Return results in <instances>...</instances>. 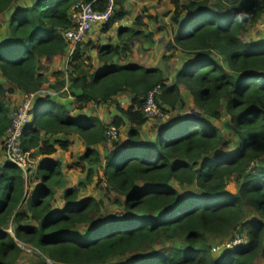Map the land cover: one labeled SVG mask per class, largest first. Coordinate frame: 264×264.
<instances>
[{"label":"trees","instance_id":"16d2710c","mask_svg":"<svg viewBox=\"0 0 264 264\" xmlns=\"http://www.w3.org/2000/svg\"><path fill=\"white\" fill-rule=\"evenodd\" d=\"M16 1L0 0V13L11 11L0 40V145L12 122L9 94L47 88L61 92L67 87L79 111L119 95L132 96V102L127 108L118 106L119 115L111 123L117 128L129 126L128 142L115 144L117 149L108 153L104 168L107 186L124 198L125 217L95 223L92 215L100 213L103 202L92 197L78 200L75 189L64 192L68 204L54 212L56 191L63 183L60 163L39 161L34 179L41 186L29 194L23 171L4 161L0 165V264H17L22 254L19 242L39 250L54 264H107L155 246L162 238H183L186 246L132 264H255L264 256V43H244L240 38L248 24L260 20L261 0L173 1V25L184 13L188 15L174 36L176 47L197 57L176 80L191 91L204 113L222 121L224 129L200 117L182 116L155 130L153 142L142 139L149 120L143 113V99L161 86L159 106L163 111L178 110L179 87L165 84L161 69L114 63L123 49L112 45L100 49L99 59L107 66L99 73L80 48L70 56L65 71L44 73L42 59L49 63L67 52L62 33L73 26L72 8L94 0H31L29 6L14 9ZM122 1L116 0L119 10L106 30L124 20ZM94 8L104 11L106 0L95 2ZM119 35L124 43L139 34L123 28ZM214 50L226 66L211 58ZM41 100L36 99L24 129V150L35 151L33 156L52 155L58 151L55 146L67 150L68 142L44 138L78 135L89 147L83 159L91 166L92 178L93 167L102 162L101 153L92 147L108 142L107 127L96 117L72 118L52 96ZM223 106L229 118H224ZM225 132L239 140L231 153L219 152L228 143ZM232 177L240 180L237 194L227 191ZM174 181L182 187L196 185L200 193L182 195L171 185ZM140 182L147 187L139 189ZM248 209L258 217H249ZM10 224L13 234L6 231ZM80 227L85 230L77 232ZM239 228L248 242L215 254L209 235L223 240Z\"/></svg>","mask_w":264,"mask_h":264},{"label":"rangeland","instance_id":"374dc122","mask_svg":"<svg viewBox=\"0 0 264 264\" xmlns=\"http://www.w3.org/2000/svg\"><path fill=\"white\" fill-rule=\"evenodd\" d=\"M22 1L23 0L16 1L14 4L16 9H18L21 4L25 5ZM173 1L174 0H123L121 8L125 12L124 20L114 23L108 30L105 29L108 22L97 24L93 27L88 37L84 39L77 47L80 48L82 55L89 59V63L92 65V70L94 71L97 67L93 62L96 56L99 59V52L102 47H108L110 45L120 46L123 49L118 55L120 62H123L124 64L129 63L130 65L142 66L147 69H161L164 73V77L166 78L165 84L169 86L177 85L179 87L181 93L180 100L182 103L179 105L180 108L178 110L168 108L167 111H164L163 117L148 118V123L141 132L144 142H153L155 130H163V128L172 125L182 116L200 117L206 122L210 123L212 126L218 127L222 130L224 129L222 121L214 120L204 113V111L195 104L191 91L185 85H179L176 80L178 73L183 68H186L194 63L197 57L194 54L183 52L176 47L177 44L175 43L174 36L177 33V30L187 21L188 15L187 13H184L179 19V24L173 25L172 18L175 11ZM180 2L181 4H184V0H180ZM261 2L264 4V0H261ZM117 10H119V8L116 9V11ZM10 13V10L0 13V39L3 38L5 34L4 29L7 28L9 24ZM123 28H131L139 35L136 37L134 36V39H128V41L123 43V41L120 40L119 35L120 30ZM240 38L244 43H264V10L260 20L256 23L248 24L246 26L245 32ZM62 56L63 57L60 62H56L55 59L50 60L49 63L46 60H41V64L43 68H45V70L43 69L44 73L53 71L56 72L59 70L65 71L70 60L68 50ZM211 58L220 61L224 64V66H226L225 62H222L223 59L217 50L213 51ZM67 59L68 62L63 63V61H67ZM66 79H68V76ZM69 83L70 80L67 81L66 85H69ZM9 89L10 88L6 86V90ZM11 95L12 94H9L8 100L10 101L9 105L11 106L12 113L17 109L18 105L21 103V100H19V98L16 99V95H13L12 99ZM51 96L55 99L59 96V99L61 100L62 98L63 101H69L70 98L72 100L69 91H67V87H65L61 92H57L53 88L41 90V99L46 100ZM119 99L120 95L117 98L112 99V101L109 103L96 104L88 110L74 112L72 115L81 118L96 117L106 127H108L113 122V118L116 115H119V109H117L118 106L121 105L124 108L128 107V101ZM222 112L224 114V118H229L226 115L224 106ZM128 127L129 126L125 125L119 128L120 136L117 141L110 143L107 142L104 145L95 146L93 148L101 153L102 162L99 165L93 167L94 173L92 178H90L89 173L91 166L86 160L83 159L85 154L88 152L89 147L78 135L67 136L63 134V139L67 140L68 142L67 150L59 149L60 147L57 146L59 152L58 158H60V160L56 162L60 163L61 168L63 165L64 168L66 166L67 172H69L67 175L68 179L66 180V184L69 186L67 190H77L78 200L92 197L103 202V207L101 208L100 213H94L92 215L94 216L95 223L98 224H103L114 217H125V210L122 206L124 203V198L107 186L106 178L104 177V168L105 158L108 153L113 149H117L115 144L119 142L126 144L128 142ZM225 135L227 137L228 143L225 147H222L219 152L231 153L237 148L239 140L235 137V135L228 136L226 132ZM33 157L34 158H32V162H35L34 166L30 170L29 175H27V178H25L27 183L26 190L29 194L35 191L36 187L41 186L39 182L37 185L34 183L36 166H38L40 160H38L35 156ZM2 163L3 159L1 158L0 165ZM259 165L255 164L253 166L257 167ZM144 185L147 187L148 184L140 182L138 184V188L141 189ZM171 185L185 196L188 194L200 193V190L196 185L182 187L176 181L171 182ZM239 185L240 180L237 177H232L228 181L227 191L231 194H237L239 191ZM67 204L68 203L64 200V196L59 194L55 201H53L52 211H63ZM248 210L249 217H258L255 212L251 211V209ZM12 230L13 225L10 224L6 231L10 234H13ZM84 230L85 227H80V229H77L76 231L82 232ZM238 234L241 236V238H243L242 240H244L245 243L248 242L245 235L242 236L243 233L240 228L230 234L228 237L223 238V240L217 239L213 235H209V239L216 250L219 249V251L224 250L225 252H229L233 249L232 242L234 241L235 237L238 236ZM242 243L244 244V242H240L239 244L241 245ZM19 245L21 246L22 254L17 264H54L39 250L34 249L31 245L20 242ZM185 246L186 243L183 238L175 240H167L166 238H162L161 241L155 246H146L139 252L132 253L125 257L112 259L107 264H132L137 262L136 259L145 261L150 257L169 253L176 250L177 248ZM219 251L214 252L215 254H218ZM255 264H264V256H260L255 261Z\"/></svg>","mask_w":264,"mask_h":264},{"label":"built area","instance_id":"2783aa9c","mask_svg":"<svg viewBox=\"0 0 264 264\" xmlns=\"http://www.w3.org/2000/svg\"><path fill=\"white\" fill-rule=\"evenodd\" d=\"M98 1L100 0H94L88 4L79 3L72 8L71 19L73 26L62 33V36L68 45L67 50L69 56L74 54L78 45L88 37L94 26L103 22L107 23L114 17L116 12V0H106L107 8L104 11H98L94 8V3ZM40 94L41 91L23 94L20 101L21 103L18 105L17 109L11 113V126L8 128L0 145L3 162L8 161L14 166L20 168L23 171L25 178L29 175L35 162H32L33 152L24 150L21 140L25 127L32 119L31 114L36 99L40 98ZM160 95L161 88L160 86H157L148 93L146 98L143 99V113L147 118L164 116L163 109L157 103L158 96ZM120 107L124 108L121 105ZM119 136V128L113 124L107 127L106 137L109 143L117 141ZM242 239L243 238L238 234L232 242L233 248L240 245V242H245ZM214 251H219V249L216 250V248H214ZM221 251L224 250H220L219 252Z\"/></svg>","mask_w":264,"mask_h":264},{"label":"crops","instance_id":"0c3cea01","mask_svg":"<svg viewBox=\"0 0 264 264\" xmlns=\"http://www.w3.org/2000/svg\"><path fill=\"white\" fill-rule=\"evenodd\" d=\"M17 1H19V0H17ZM22 2H24V4L25 5H20L19 6V8H24V7H26V6H29L31 3V0H23ZM13 9V8H12ZM14 9H16L15 8V6H14ZM172 24V23H171ZM5 30V34H6V28L4 29ZM5 34H4V36H5ZM3 36V37H4ZM1 40V39H0ZM62 57L63 56H56L55 58H52L53 60L55 59V61L56 62H60L61 60H62ZM51 59V60H52ZM42 60H46V58L45 59H42ZM113 61H114V63H119L120 62V59H119V56H116L114 59H113ZM66 63V62H68V59H67V61H63V63ZM95 65H96V69L94 70V72H96V73H99V72H101L106 66H107V64H105V63H103L100 59H98V57L96 56L95 57V59H94V62H93ZM128 65H130L129 63H127ZM59 71H62V70H59ZM59 71H56V72H59ZM55 71H53V72H51V73H54ZM8 88H10L9 86H8ZM13 95H16L15 96V98L17 99V98H19V100H21L22 99V96H23V94H21L20 92H16V93H14V94H12L11 95V98L13 99ZM120 99H123V100H125V101H128V103H127V105L129 106L130 104H131V102H132V96H130V95H123V96H120ZM119 99V100H120ZM42 101V103L44 102V99L43 100H41ZM56 103H58V104H63V105H66L67 106V108H68V110H69V113H70V116L72 117V118H75L76 116H73L72 115V113H74V112H81V111H79V110H77V109H75V106H73V99L71 100V98H70V100L69 101H67V100H65V101H63L62 100V98H61V100L59 99V96H58V98H56L55 100H54ZM41 103V102H40ZM64 103H66V104H64ZM45 110V109H44ZM43 110V111H44ZM84 111V110H83ZM76 119H79V120H81L82 118L81 117H76ZM75 136H77V135H75ZM65 138V137H64ZM44 139H47L48 141L49 140H51L52 141V143L53 142H55V141H58V140H61V141H63V142H67V140H64L63 139V134H58V135H55V136H53L51 139H49V138H44ZM63 139V140H62ZM66 139V138H65ZM55 146V145H54ZM55 147H57V146H55ZM92 148H94V147H92ZM35 151H33V153H34ZM58 151L56 152V153H54V154H52V155H40V154H34V156L38 159V160H40V161H47V162H51V161H59L60 160V158H58ZM2 158V152H0V159ZM3 159V158H2ZM68 167V166H67ZM62 173H63V183H62V185L60 186V187H58V189H57V191H56V195H55V199H56V197L59 195V194H61V195H63L64 196V192L69 188V186L66 184V180L68 179V174H69V172H67V168H66V166H65V168H64V165L62 166ZM38 182L39 181H37V180H35V184L37 185L38 184ZM40 183V182H39ZM40 185H41V183H40ZM59 189H61V190H59ZM34 193V192H33ZM32 193V194H33ZM31 194V195H32ZM55 199H54V201H55Z\"/></svg>","mask_w":264,"mask_h":264},{"label":"water","instance_id":"95a60500","mask_svg":"<svg viewBox=\"0 0 264 264\" xmlns=\"http://www.w3.org/2000/svg\"><path fill=\"white\" fill-rule=\"evenodd\" d=\"M136 260H137V262L140 261V259H136Z\"/></svg>","mask_w":264,"mask_h":264}]
</instances>
